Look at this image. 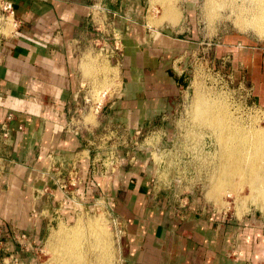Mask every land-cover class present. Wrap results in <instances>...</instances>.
I'll use <instances>...</instances> for the list:
<instances>
[{
    "label": "crops",
    "instance_id": "1",
    "mask_svg": "<svg viewBox=\"0 0 264 264\" xmlns=\"http://www.w3.org/2000/svg\"><path fill=\"white\" fill-rule=\"evenodd\" d=\"M7 1L15 24L0 38V255L6 237L27 233L35 239L45 230L50 215L44 201L56 179L50 170L65 164L75 175L74 201L95 190L101 197L105 188L110 215L120 224L123 264H258L260 230L252 214L238 219L168 210L160 192L152 191L145 163L137 161L140 149L109 171L84 154L83 134L94 127L75 113L83 107L80 66L92 52L94 30L109 41L102 45L106 55L118 58L120 85L108 122L138 135L145 123L163 119L178 90L165 65L173 41L156 34L132 55L127 50L126 31L141 43L133 21L144 16L141 0ZM145 131L144 138L163 135L162 129Z\"/></svg>",
    "mask_w": 264,
    "mask_h": 264
},
{
    "label": "rangeland",
    "instance_id": "2",
    "mask_svg": "<svg viewBox=\"0 0 264 264\" xmlns=\"http://www.w3.org/2000/svg\"><path fill=\"white\" fill-rule=\"evenodd\" d=\"M93 1L102 4L106 0ZM236 1L238 5L241 4V0ZM141 2L144 16L132 19L141 28V40L138 38L141 43L138 45L128 30L127 50H131L132 55L135 48L146 46L143 42L145 39L151 40L156 34H163L173 41V50L166 57L165 65L178 90L163 119L145 123L146 127H141L138 135L132 132L126 134L115 120L110 119L108 122L106 116L110 114L112 117V108L108 105L116 98L120 85V73L116 65L118 58L116 55H106L109 51L102 45L104 42L109 45V41L105 35L101 36L102 30H94L98 34L93 36L92 52L87 59H82L80 66L83 107L75 113L76 119L84 116V122L94 127L91 133L83 134L89 149L84 154L87 153L93 163L103 162L109 171L114 164L132 160L137 149H140L137 161L145 163L152 191L160 192L159 196L164 197L168 210L196 212L200 216L215 213L238 219L252 214L258 220L260 230L258 264H264L263 210L247 200V209L238 215L235 191L231 192V188H227L228 184L223 188L221 181L225 183L230 180L222 175L218 177L217 192L214 194L210 191L211 182L216 180L219 171L218 151L221 145L217 134L220 130L200 115V108L204 106L213 107V112L219 116H222L224 109L230 116V132L236 133L250 126H259L264 130V10L259 14L261 27H257L242 22L243 19L251 21V11L244 8L247 5L250 7L248 3L239 7L235 5L234 9H222L205 7L206 0ZM1 23L0 36L10 27L9 23L5 26ZM110 42L111 47L115 48L114 39ZM115 51L118 50L115 48ZM160 129L163 131L161 137H156L154 133H146L147 137H143L145 130ZM56 163L54 167L58 165ZM71 171L65 164L50 170L56 174V179L55 184L49 186L53 192L48 201H44V207L49 209L50 215V220L46 221L47 227L35 239L32 234L23 232V236L17 234L16 237L10 235L11 239L6 237L0 264H59L57 257L67 236L78 243L77 250L83 254L79 255L82 260L78 256L80 261L77 264H83L84 261L99 262L102 259L106 264H123L119 245L120 224L110 215L103 193L105 188L99 190L101 197L95 190L85 200L74 201L70 196L74 189L72 184L65 191L58 186L61 179L66 180L65 175L68 179ZM234 188L239 190V185ZM241 191V195L246 194L245 187ZM43 196L41 200L46 199ZM90 223L98 225L109 236V258L102 253L101 259H97L99 252L91 247L92 240L97 242V237L90 235ZM62 229L67 232L66 237L60 236L59 231Z\"/></svg>",
    "mask_w": 264,
    "mask_h": 264
},
{
    "label": "bare ground",
    "instance_id": "3",
    "mask_svg": "<svg viewBox=\"0 0 264 264\" xmlns=\"http://www.w3.org/2000/svg\"><path fill=\"white\" fill-rule=\"evenodd\" d=\"M243 3L244 4L245 3L250 4L249 5L250 7H248V5H247L244 8H247V9L249 8V10L251 11L250 15L252 17H251V21L243 19L242 22H244L245 24L248 23V24H251V25L257 26V27L260 26V24L262 23V20H261L259 14L264 10V0H241L240 5H238L236 0H206V4H205L206 6L205 7L232 9L235 5H238V7L241 5L244 6ZM251 4H254L255 6H252ZM247 9H244V10L246 11ZM244 10H243V12H244ZM169 14H171V13H169ZM238 14H239V12H238ZM239 16H241V14ZM237 19H239V18H237ZM260 27H259V29H260ZM200 103H201V101H200ZM200 109H201V113H200L201 117L204 118L206 121L212 123L214 126H216V128L218 130H220V133L217 134V137L219 138L220 145H221L220 149L218 151V154H219V171H218V176H217L216 180L211 182V188H210L211 190L210 191L212 193L214 192V194L217 192L218 185H219L217 183L219 180L218 177L222 175L227 180H230L229 182H225V183H224V181H221L223 188H225L224 185L228 184L229 186L227 188H231V190H232L231 192L235 191L234 192L235 195L234 194L233 195L235 197V203H236V208H237L236 210L239 211L238 215H241L247 209V206L245 205L247 200H250V203H252L253 205L260 206L258 208H261L264 212V130H261L259 126H257V127L250 126L249 128L246 127L247 128L246 130L239 129L236 133L235 132L232 133V131L230 132V130H229L231 128L230 127L231 121L229 118L230 116L227 115V113L224 109H222V116H219V114H217V112L214 113L213 112L214 108L211 106H204ZM208 125L209 124H207V126ZM210 127H213V126H210ZM210 131H212V130H210ZM221 131H222V133H221ZM216 140H218V139H216ZM217 143H219V142H217ZM236 185H239V190L238 189L236 190L237 187L234 188ZM220 187H221V185H220ZM243 187H245V189H246L245 195L240 194L242 192L241 190ZM233 188L235 190H233ZM226 193L229 194L230 192H226ZM248 206H249V204H248ZM93 223L92 224L90 223L92 225L91 229H90V232H91L90 235L91 236L96 235L97 240H95V241H97V242H94V240H92L93 246H91V247H94L93 250L96 249L95 252H97V250H98L99 258H97V259H101L100 257L103 255H107V258H109L108 252L110 249H109V242L107 239V237H109V236H106L105 230L102 231V229H99L98 225H94ZM59 233H60V236H62V237L67 236V232L64 231L63 229L60 230ZM102 236H103V238H102ZM66 240H67L66 243L64 242L63 244H61V252H60L59 257H57V259H58L57 261L59 262V264H73L71 261V260H73V262H75V264H77L76 262H78L79 259L82 260L81 257L79 256L81 254H79V250H77V244L78 243L76 244L75 240L71 239V238L69 239L68 236H67ZM87 248L89 250L90 246H88ZM80 253H81V251H80ZM102 253H103V255H102ZM78 256L80 257L79 259H78ZM105 258H106V256H105ZM86 259H84V260H86ZM102 260H99V262H93V261L88 260L89 262L84 261L83 264H106V263H103ZM105 261H107V259Z\"/></svg>",
    "mask_w": 264,
    "mask_h": 264
},
{
    "label": "built area",
    "instance_id": "4",
    "mask_svg": "<svg viewBox=\"0 0 264 264\" xmlns=\"http://www.w3.org/2000/svg\"><path fill=\"white\" fill-rule=\"evenodd\" d=\"M0 21H2L1 24L4 23V26L6 25V23H9L10 27L15 24V22L13 20L12 4L7 0H0ZM7 32H8V30H7ZM7 32L4 34H1L2 36H0V38L5 36L7 34ZM0 33H1V26H0ZM74 178H75L74 172H69L68 179L65 181L64 180L59 181L58 186L65 191L66 187H68V185H70V184L73 185V183L71 181H73Z\"/></svg>",
    "mask_w": 264,
    "mask_h": 264
}]
</instances>
